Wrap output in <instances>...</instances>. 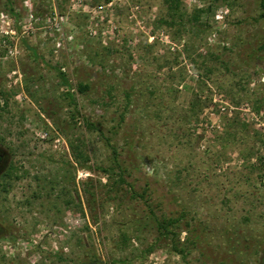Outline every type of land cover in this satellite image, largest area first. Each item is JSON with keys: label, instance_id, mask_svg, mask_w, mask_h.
Returning a JSON list of instances; mask_svg holds the SVG:
<instances>
[{"label": "rangeland", "instance_id": "rangeland-1", "mask_svg": "<svg viewBox=\"0 0 264 264\" xmlns=\"http://www.w3.org/2000/svg\"><path fill=\"white\" fill-rule=\"evenodd\" d=\"M180 2L0 0V264H264L259 0Z\"/></svg>", "mask_w": 264, "mask_h": 264}, {"label": "trees", "instance_id": "trees-1", "mask_svg": "<svg viewBox=\"0 0 264 264\" xmlns=\"http://www.w3.org/2000/svg\"><path fill=\"white\" fill-rule=\"evenodd\" d=\"M6 2H7L8 7L10 6L9 8L11 9V5L13 4L12 0H6ZM163 2L166 6V16H167V20H168L165 22L168 25H174V21L177 20V21H179V26H181V24H182L181 22L183 20V14L180 10V5H181L180 0H163ZM259 6H260V10H261V14L259 15V20L264 21V0H259ZM11 12L12 11H10V13ZM202 12H203V10L195 11L191 15L190 21L198 22ZM73 74L76 77V70ZM57 76L61 80V84L69 89L70 84H69L67 76L63 72H61L59 69H57ZM86 80L85 79L79 80L77 82V85H76L77 93L85 94L89 90L88 80L87 81ZM68 89L65 92V97L68 98L69 102L75 106L74 94L71 93ZM197 107H199L198 100L193 101L192 109H196ZM87 127L92 128L93 125L87 124ZM113 151H114V155H115L114 156L115 158L114 157L113 158L115 159V162L117 163L116 167L119 169L120 165L118 164V160H116L117 153L115 150H113ZM72 152H73L72 153L73 156L75 155V157L76 156L81 157V155H82V153H80L81 152L80 149L75 148V147H72ZM1 158H2V155H0V159ZM102 171L104 173H110V172L114 173L113 169H106V170H102ZM122 171L123 170L120 168L119 175H118L119 182L120 183H126L125 179L123 178V172ZM128 187H129L128 188L129 194L133 197L134 196H140L141 198H143L146 194V193H144L146 190H143V193L139 194V193L134 191V189L132 188L131 185H128ZM180 219L181 218H179V217H169V218L156 219L155 220V226H156V229H157L158 234H159V236H158L159 241L165 240L167 242L166 244L169 245L171 252L178 254L183 259H185L188 256V254H190V251H191L190 246L196 247L199 235L196 236V234H195L193 241H190L188 238L187 239L188 241H186V242L184 241L185 244H184V242L180 243V239H179V233H180L179 229H181L180 224H179ZM183 230L186 231L187 229L185 228ZM152 248L153 247L150 246V249H152Z\"/></svg>", "mask_w": 264, "mask_h": 264}, {"label": "built area", "instance_id": "built-area-1", "mask_svg": "<svg viewBox=\"0 0 264 264\" xmlns=\"http://www.w3.org/2000/svg\"><path fill=\"white\" fill-rule=\"evenodd\" d=\"M220 109H221L222 111H224V110H225V107H221Z\"/></svg>", "mask_w": 264, "mask_h": 264}, {"label": "flooded vegetation", "instance_id": "flooded-vegetation-1", "mask_svg": "<svg viewBox=\"0 0 264 264\" xmlns=\"http://www.w3.org/2000/svg\"><path fill=\"white\" fill-rule=\"evenodd\" d=\"M0 162H1V159H0Z\"/></svg>", "mask_w": 264, "mask_h": 264}]
</instances>
